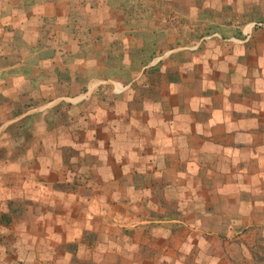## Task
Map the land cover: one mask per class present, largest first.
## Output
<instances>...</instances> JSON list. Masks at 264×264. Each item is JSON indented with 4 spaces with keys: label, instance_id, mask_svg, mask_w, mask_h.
<instances>
[{
    "label": "crops",
    "instance_id": "1",
    "mask_svg": "<svg viewBox=\"0 0 264 264\" xmlns=\"http://www.w3.org/2000/svg\"><path fill=\"white\" fill-rule=\"evenodd\" d=\"M62 1L0 0V144L9 141L12 125L18 123L26 129L30 109L52 98L56 99L52 102L55 106L49 110L66 105L70 115L89 110L94 113L92 120L85 116L80 119L84 126L81 136L67 135V139L75 138L82 144L111 141L107 135L96 134L99 125L103 124L105 133L113 121L115 126L126 118L130 126L144 121L149 133L131 138L143 150L133 147L130 152L114 150L107 154L96 149V157L112 159L111 168H99L97 182L89 179L90 184L84 182L76 190L82 188L83 195L89 194L88 199L100 196L104 205L113 199L114 208L143 209L144 205L148 213L193 223L189 229L196 230L206 242L228 237L227 231L243 227L248 234L246 246L250 250L253 246L263 248L257 242L264 243L260 239L264 231V28L252 22L264 21V0H148V14L154 23L157 19L167 21L168 15L176 12L186 24L184 41L166 32V25L161 29L163 25L157 22L151 27L155 32L161 29L163 41L155 45L165 44L168 48L164 50L154 44L146 46L133 24L118 19L103 23V15L122 13L121 2ZM48 5L51 13L46 12ZM60 14L65 16L66 24L58 23ZM103 35L115 39L103 48L96 45L95 56L85 58V39H100ZM187 40L192 43L188 46L191 49H180ZM208 56L213 64L203 78L204 86L200 83L198 89H193V83L202 76L197 67L208 61ZM222 57L241 66L221 67ZM153 58L157 63L144 70V64ZM85 61L97 64L95 70L75 66ZM108 63L114 65L108 69ZM101 78L109 81L101 82ZM145 78L147 82L142 81V86L146 88L139 87V79ZM121 81L125 86L115 90L112 83L118 86ZM176 83L183 88L181 93L175 89ZM70 84H78L82 92H74L77 87L68 90ZM140 88L148 93L140 95L141 103ZM151 92L155 95L153 105L148 99ZM188 96L196 97V101L187 103ZM111 108H115V115ZM145 111L147 114H140ZM95 115L100 117L98 123ZM156 123L164 127V133L155 135L156 131L150 130L156 128ZM59 130L47 134L52 144L61 142ZM19 136V141H25V135ZM34 143L37 146L42 142ZM0 148L3 157L7 151ZM30 154L32 151H25L24 158ZM1 169V188L6 190L10 170L6 165ZM19 174L21 183L33 181L26 177L25 165ZM113 190L112 198L109 192ZM70 192V197L79 196L78 192ZM207 215L222 217V223L202 227L200 219Z\"/></svg>",
    "mask_w": 264,
    "mask_h": 264
},
{
    "label": "rangeland",
    "instance_id": "2",
    "mask_svg": "<svg viewBox=\"0 0 264 264\" xmlns=\"http://www.w3.org/2000/svg\"><path fill=\"white\" fill-rule=\"evenodd\" d=\"M61 2L64 1L61 0ZM112 2H121L124 5L123 11L122 13L117 12V14L113 15H103L106 18V20L104 19L103 23L115 22V20L118 19L119 22L127 23L129 25H135L139 28L138 35L140 34V37L144 38L146 46H149L151 44L158 45L163 41V34L160 33L161 29H163L165 25V31L167 32L168 30L171 35H175L176 39H182V41L186 39L187 33L185 29L186 27H184V25L186 24L182 19H180L179 15H177L176 12H172V14L168 15L167 21L159 22L157 19V22L160 23V26H163L161 29L157 28L155 32V30L151 27L155 26L157 22L154 23L153 19H150V15L148 14V6L150 4V1L112 0ZM50 7V5L47 6L46 12L48 11V13H51L52 10L50 9ZM64 7L58 8V11L61 13ZM158 16L155 17L158 18ZM155 17L154 19H156ZM59 18H61V21H59L58 23L66 24L65 16H61ZM45 23L47 24L50 22L49 20H46ZM62 34H66L65 28L62 29ZM114 39L115 38L110 35H103L100 39H93L91 37L86 38V51L88 52V55L85 56V58H89V55H92V57L95 56L94 52L96 51V45L101 46L103 48L109 46V44L113 42ZM187 42L189 41L187 40ZM187 42L186 44H184V46H182L181 43L180 45L182 47L180 49L190 50L191 48H189L188 46L192 45V43ZM202 42L203 41H201V43ZM161 47L162 50L168 48L165 44L160 45L158 47L155 45V48L161 49ZM145 50L148 49L145 48ZM155 58H153L149 63L144 64V70L146 66L157 63L154 61ZM226 58H220L219 64L221 67L224 66V68H226L229 66L238 68L241 66V64H235L234 62L230 61L229 57V59ZM212 64L213 62L209 57L208 61L204 60L203 64L200 65L201 67H197V70L199 68L200 72H202V76H198L200 78L197 79L196 83H193V89H198V84L200 83L204 86L203 78L209 74V69L211 68ZM112 65L114 64L108 63L106 66L108 69H110V66ZM75 66L84 70L87 69L92 72L95 70L94 66L97 67V64L91 63L90 61H85V63L79 62L78 64H75ZM66 67L67 66L65 65L64 69H66ZM144 70H142L143 73ZM263 71L264 68L262 69V72ZM251 72H255V70L251 69ZM139 75H141V72ZM101 79V82L109 81L108 78ZM192 80L194 79H191V81ZM142 81H144L146 84L147 79H139L138 86L146 88V86H142ZM184 81L185 80L183 79L182 82L184 83ZM121 82L122 83L119 82L120 84H118V86L112 83L113 88L115 90H120L123 86H125L123 81ZM72 87H77L74 92H76V90H80L78 88V84H74L73 86H71L70 84L67 89L69 90V88ZM174 87L175 89H180L179 87L181 86L179 83H176ZM183 88H186L185 83L183 85ZM183 88H181L180 92H178L181 93ZM149 95L151 97H149L148 99L151 101L150 104L153 105L154 101L152 100V97H154L155 95L152 92ZM44 96L48 97V95ZM70 96L73 95L71 94ZM145 96H148L147 92H145ZM124 97H127V95ZM190 97L191 96H188L187 103L193 104L196 101V97ZM55 100L56 99L52 98L49 101H46L45 103L39 105V107H37L36 109H30L31 111L29 112L31 113H29L30 115L27 119H25L26 129L25 126H19L18 123L12 125L10 127L9 141L7 140L5 143L0 144V146H3L5 148V151H7V153H5L3 157L0 156V169L2 168V166L6 165L8 171L10 170L9 172L11 175V178H8L6 180V183H10L8 186L9 189L7 191L9 192V195L17 196V199L19 200H22L24 192L29 195H33V197L35 196L33 187L30 186L29 188L27 184L21 183L19 181V176H21L19 172L24 169V152L32 151L36 147V144L34 142H43V147L41 146L40 149H38V151H42V153L37 155V162L35 165H32L36 169L34 170V174L30 175L29 173H27L26 175L28 179H33V183L43 185L45 186V188H50V185L53 181H64V179L71 180V177H69L71 174L70 171L66 170L63 165L58 164V149L51 147V145L47 146L48 143L44 142L48 141L49 139V137H46V135L54 134L53 132L57 129L55 126H58V129H62L59 130L62 133L60 132V136L58 135L59 138H62L61 142L67 139V136H65L63 133H66L67 130L70 134H77L81 136L84 130V126L81 127L83 122H81L80 119H82L84 116L87 119H93L92 114L94 113L91 110L87 112L80 111L78 113H75L74 115L68 114V106L66 105H60L55 107L56 109L52 108L49 110L48 108L55 106V104L52 103ZM122 100H124V98H122ZM140 101L141 100H138L139 103ZM29 103L32 104L31 101H29ZM142 104L145 103L143 102ZM152 113L157 114L156 112ZM140 114L145 115L147 114V112H141ZM154 114H150V116H154ZM174 115L176 118H179L181 116L183 117V115L179 114ZM148 118L151 122L156 121L155 117ZM99 119L100 117L95 115V120L97 123L99 122ZM128 119L129 118L124 119L125 123L117 125V127L115 126L111 134L107 130H105L104 133L103 124L99 125V131L102 132L100 133L98 131L96 134L107 135L109 136V138H111V141L105 143L101 141L95 144L89 143L92 146L90 149H92L95 155H98L96 149L100 148L107 154H111V152L114 153V150L126 151V144H130V142H132L131 138H135L128 133V131L130 132V130L134 129L133 126H130V120ZM53 122L54 124H62L64 127L60 125L52 126ZM114 122L115 121H113V123ZM46 124L52 126L55 130H52L47 133ZM155 126L156 128H150L151 131H156L155 135L162 134V132L164 133L163 126L157 125V123L155 124ZM76 127H79L82 130H76L75 132L73 131V133H71L70 130ZM147 130L149 131L148 127ZM68 133H66V135H68ZM173 133L178 132L176 131ZM20 134L25 135V141H19ZM28 137H31L33 142L27 148ZM37 144L39 145L40 143ZM132 144H134V142H132ZM0 155H2L1 148ZM100 160H105L99 165V168H101L102 171L111 168L110 161L112 159L108 158L109 162L104 158H100ZM114 160L115 159H113V162ZM126 161L127 160H123V162ZM118 164H121V160ZM77 166L78 165L76 163L73 164V168H76L74 169L75 173H77L76 170H78ZM92 171L95 172L96 169L92 168ZM99 172L100 170L98 169V173ZM203 176L205 177L206 174H204ZM35 177H38L39 180H43L44 182L41 183L42 181H38ZM81 177L82 178H74L72 180V183L75 184L76 188L77 185L84 184V182L90 184L92 180L94 181V179L92 178L85 179V177ZM97 177L98 176L96 175L93 176V178ZM1 180L2 179L0 177V189ZM24 187H26L25 190ZM83 191L84 190L82 188H80L79 191L75 190L74 192H78L79 196L76 195L74 197H70L69 194H66L67 197L65 195L64 197L58 195L56 196L54 193L48 196L52 198V201H59V204H61L62 202V205L59 206L61 212L64 213L65 210H67L66 207L69 210L73 209L71 207L74 204H78L80 201H83V196L81 195ZM109 194L113 198L114 190L110 191ZM24 199L25 198H23L22 201L24 213L26 215H23L25 219H21V225L23 226L18 224L21 227L17 228V234H13L12 237H10V240H8L7 236H10L8 235L9 229H1V232L6 233L5 236H0V238H5V248L7 252L3 251L2 242H0V264H264V243L257 242V244L262 245L263 248L253 246V249L250 250L245 243L248 234H246L247 232L243 227L233 231H227L226 233L228 234V237H224L220 240L210 239L208 242H206L205 239L199 238L197 236L196 230L189 229L194 227L193 223L184 222L182 221V219H179L174 216L155 215L151 212L148 213L145 211L144 208H114L116 204H114L113 199H111L109 202H107L106 205H104L101 204L102 202H100L102 201V198L97 195H95V197L92 199H88L87 201L88 211L94 214L93 216H95V220H93L94 222H92L91 224H86V222L84 221L85 218L82 216H80V220L78 222L81 223V226L85 224L87 226H90V228L92 227L95 229H103L109 234H111V232H124L127 237H125L123 243H121V240L123 238H116L113 242L109 244L101 245L98 241V238H91V236H89L91 238L89 239L88 237L84 236L81 239L77 240L78 243L76 241H72L76 242L77 245L75 248H73V250L71 249L69 251L66 249V247L64 249L61 248V245H65V243L70 242V238L66 239L65 237L56 236L55 233L52 234V230H50V223L48 221L43 222L46 224V230L43 233L42 225L40 222L49 219L50 216L46 212H44L46 209L44 207H40L38 204L36 207V204L32 202L25 203ZM176 210L178 211V209ZM30 211H33L34 215L35 213H37L36 216H34ZM28 212L29 214H27ZM41 212L44 213L40 215ZM200 221L202 227L205 226L209 228L213 225H220L222 223V217H218L217 215H207L203 216ZM76 222V218L74 217L72 222L73 226H64L63 236H67L69 232H72V234L78 232V230L75 231L76 229L74 228ZM148 228L156 230V232H153L152 235H148V233L146 232ZM261 234L262 236L260 235V239H264V231H261ZM235 242H237V244ZM70 252H74V254L70 255Z\"/></svg>",
    "mask_w": 264,
    "mask_h": 264
},
{
    "label": "trees",
    "instance_id": "3",
    "mask_svg": "<svg viewBox=\"0 0 264 264\" xmlns=\"http://www.w3.org/2000/svg\"><path fill=\"white\" fill-rule=\"evenodd\" d=\"M258 27H262L264 28V26H258ZM143 88H140V90H142ZM140 95H144L145 96V91L144 89L140 92L139 94V100H142ZM113 100V99H112ZM142 101H140L141 103ZM27 105H29L27 103ZM129 107H127L128 109ZM111 112L113 113V115L116 114L115 108H111ZM123 113V112H122ZM112 124H108V129L107 131L111 134L113 131V128H115V124H113V122H111ZM121 124L125 123L124 120L120 121ZM117 127V126H116ZM134 129L130 130V132L128 131V133L130 135H147L149 133V131L147 130V125H145L144 121L139 122V125L134 124L133 125ZM47 133H49L52 130H55L52 126L47 125ZM58 130V129H56ZM76 130H82L79 127H76L74 129H71L70 132L73 133V131L75 132ZM110 130V131H109ZM62 133V132H61ZM65 136L66 133L63 132ZM69 134V133H68ZM71 135V134H70ZM60 136V133H59ZM47 137V135H46ZM28 137L27 139V148L30 146V144L32 143V138ZM68 138V137H66ZM75 140V141H74ZM45 143H48L47 146H53V148L58 149V153H59V159H58V164L63 165L66 170L70 171V176L71 180H65L64 181H53L50 185V188H45V186L43 185H38L33 183L32 181L30 183H28V186L30 188L33 187L34 188V194L35 196L33 197V195H29L26 192L23 193V198L25 203H34L40 206V207H44L46 210L44 212H46L49 216V219L41 221V225H42V231L43 233L46 230V224L43 223L45 221H48L50 223V230H52V234L55 233L56 236H61V237H65L66 239L70 238V242L65 243V245H61V248H65L67 250H73V248L76 247V242L78 243L77 240L81 239L82 237L86 236L89 239L91 238H98L99 243L101 245H105V244H109L111 242H113L116 238L120 239L123 238L121 240V243H123V240L125 239V237H127L124 232L120 233V232H111V234L105 232L103 229H95V228H90V226L87 225H83L81 226V223L78 222L80 220V216L84 217V221L86 222V224L88 223H92L94 222L93 220H95V216H93L94 214L90 213L88 211V206H87V201L89 197V194H81L83 196V201L79 202L78 204H74L71 208L73 209H68L66 207L67 210H65L64 213L61 212L60 206L62 205L59 204V201L57 202L56 200L52 201L48 195H51L52 193H54L56 196H62L64 197L67 196V193H71V190H76V186L74 183H72L73 179L77 178H82L81 176L85 177V179L88 178H92L94 179V182H97V178H93V176H95L97 174V176L99 175L98 173V169H99V165L100 163L104 162L105 160H100V158L96 157V155L94 154V152L92 151V149H90L92 146L89 143H85L84 146L81 142H76L75 138L72 139H66L63 142H59V141H55L53 144L51 143V141H44ZM126 144V143H125ZM40 145H42L43 147V142L40 143L38 146H36L32 151L33 153L28 155V157L24 158V165L26 168L27 173L34 174V170L35 167L32 165H35L37 162V155L40 154V152L42 153V151H38V149H40ZM46 145V144H45ZM124 146V145H123ZM133 147H135V150L137 151H141V149L143 150L142 146L140 143H136V144H132V142H130V144H126V151H132ZM32 149V147H31ZM113 153V152H111ZM1 156V155H0ZM115 161V160H114ZM27 163V164H26ZM76 163L78 166V170L77 173H75L76 168H73V164ZM125 163V162H124ZM27 165V166H26ZM127 166H129V164H127ZM92 168L96 169V171H92ZM6 190H3V188L0 189V236H5L6 233L1 232V229H9L7 239L10 240V237H12V235L17 234V228L21 227L23 225L22 224V220L24 218V216L26 215L24 213V207H23V198L22 200L17 199V196H12L9 195V192ZM73 191V192H74ZM45 192V193H44ZM67 194V195H66ZM91 194V193H90ZM59 206V207H58ZM143 208L146 209V206L143 205ZM36 209V208H35ZM33 215V211H30ZM37 212V210H36ZM44 212H41V214H43ZM45 213V214H46ZM73 213V214H72ZM25 214V215H24ZM29 214V212L27 213ZM37 213H35L34 216H36ZM46 214V215H47ZM72 214V215H71ZM24 215V216H23ZM41 217V216H40ZM74 217L76 218V224L74 226V228L76 229L75 231L78 230L77 233L72 234V232H69V234L67 236H63V229L64 226L70 227L73 226L72 222ZM22 219V220H21ZM25 219V218H24ZM56 219V220H55ZM58 219V221H57ZM37 220V218H36ZM35 220V221H36ZM18 224H20L21 226H19ZM30 227V226H29ZM146 232L148 233V235H152L153 232H156V230H153L151 228H148L146 230ZM86 233V234H85ZM91 236V238L89 237ZM12 239V238H11ZM72 241H76V242H72ZM0 242H2V246H3V251H6V241L5 238H0ZM140 245V244H139ZM74 252H70V255H73Z\"/></svg>",
    "mask_w": 264,
    "mask_h": 264
},
{
    "label": "built area",
    "instance_id": "4",
    "mask_svg": "<svg viewBox=\"0 0 264 264\" xmlns=\"http://www.w3.org/2000/svg\"><path fill=\"white\" fill-rule=\"evenodd\" d=\"M253 26H264V21L256 20L252 22Z\"/></svg>",
    "mask_w": 264,
    "mask_h": 264
}]
</instances>
